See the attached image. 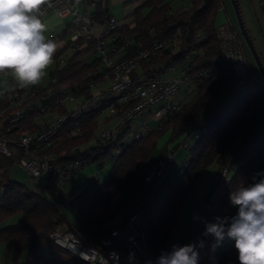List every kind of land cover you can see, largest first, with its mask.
I'll use <instances>...</instances> for the list:
<instances>
[{"label":"trees","instance_id":"obj_1","mask_svg":"<svg viewBox=\"0 0 264 264\" xmlns=\"http://www.w3.org/2000/svg\"><path fill=\"white\" fill-rule=\"evenodd\" d=\"M103 1L95 2L94 11L91 13L95 28L100 30L107 27L112 20ZM219 2L221 0H192L191 7L173 11L164 0H145L126 14L124 20L117 21L118 25L101 40L109 59H122L134 54L137 48H146L155 41L179 44V51L174 55L171 64L177 65L180 71L181 67L187 66L181 79L189 78L194 91L190 100L180 102L179 108L169 112L170 115L158 127L146 132L144 126H141L138 130L141 136L136 139L129 123L118 125L117 140L92 143L93 135L100 126L99 114L93 112L81 117L79 122L83 131L78 137L60 135L49 145H43L39 147L41 149L34 151L41 157L57 154L58 162L70 167L65 183L71 180L76 164H96L99 168L110 164V171L96 188L93 198L85 191L71 197L68 203L73 209L75 219L74 224L68 227L84 245H97L114 227V201L131 186L135 173L146 163L157 142L165 134L168 136L166 142L171 143L170 147L174 146L173 151L182 146L180 140L185 136H192L193 142L187 144V161L182 174L161 202L159 213L150 220L148 236L157 250H160L165 239L170 238L182 206L207 168L215 167L219 171L223 163L230 172L234 166L238 167L223 188L215 217L235 215L236 209L229 201L230 191L241 182L245 185L251 183L255 173L264 171V108L259 109L264 104V88L250 84L246 86V93L242 98L229 100L226 106L208 109L204 113L219 90L226 84L231 87L234 78L227 65L217 60L214 31ZM144 8H147L145 13L142 12ZM76 26L71 31L74 32ZM198 32L203 33L205 39L201 44L193 45V37ZM125 42L128 46L123 45ZM96 43L94 38H81L72 56L49 73L48 87L35 86L39 91L32 99L41 106L48 100L57 99L65 92L75 89L79 83L87 80L98 82L101 72L105 71L102 56L99 54V57L90 62L83 60L85 55L97 51ZM114 47L120 50L116 51ZM193 49L197 51V55L187 62L185 53ZM62 51L60 49L56 53V61ZM166 55L167 52H162L142 59L137 69L138 74H149L155 67L162 74L166 73L165 69L169 65ZM199 72H204L205 75L197 76ZM4 76L8 75L0 73V78ZM85 94L88 96L89 91H85ZM28 101L30 100L16 103L14 108H21ZM7 106V102L0 98V111L3 113L0 126L16 157L19 137L41 129L47 117L46 114H22V118L17 124H13L11 131H6V116L12 111ZM111 119L106 118L102 123H109ZM170 147L166 149L170 150ZM13 159L0 154V243L9 239L14 241L11 256L13 264L18 262L22 252L23 264L83 263L51 241L50 234L65 224V215L57 207V200L52 194L47 196L37 193L26 184L10 177L14 166ZM217 184L219 186L218 181ZM15 214L21 215L18 223L1 227ZM42 248H47V252L43 253ZM236 257L237 251L233 242L216 261L199 264H238Z\"/></svg>","mask_w":264,"mask_h":264},{"label":"built area","instance_id":"obj_2","mask_svg":"<svg viewBox=\"0 0 264 264\" xmlns=\"http://www.w3.org/2000/svg\"><path fill=\"white\" fill-rule=\"evenodd\" d=\"M73 0H51V6H45V15L54 12L59 18L72 16L70 5ZM258 5L264 9V0H259ZM185 7L184 9H186ZM217 11L224 12V6L221 2L217 4ZM75 33L71 36L69 45L73 51L79 46V40H88L94 38L97 40L96 50L102 56L105 71L101 72L100 80H87L79 83L75 89L65 92L61 97L48 100L41 106L38 101L33 100L39 89L36 87L16 88L15 91L9 89L1 98L7 102L8 108L12 109L6 116V131H11L13 124H17L22 118V114H46L47 121L41 129L33 133H25L19 137L17 141V156L9 150V139L4 135L0 126V154L8 158H14V164L21 168L28 175L34 187L31 190L37 193H44L50 196L49 187L58 190V182L64 184L67 181L70 167H65L63 163L58 162L57 154H50L41 157L35 154V150L39 147L47 145L52 139L60 135H69L73 138L81 134L80 119L86 114L97 113L100 119L106 118L116 119L117 124L111 127L98 128L92 139V143L103 141H115L119 136L116 126L131 123L139 119L145 112H151V107L166 101L165 104L159 106L155 112H151V118L158 122L161 118L167 116L171 111H175L180 106V101L171 104V98L175 96L180 88L183 79L173 75L177 69V65H172L174 55L179 51V44L170 41H155L146 48H137L135 53L130 54L122 59L107 58L101 40L111 30H113L118 22L111 20L107 27L102 28L98 32L95 31L93 18L85 13L80 14L77 18ZM70 32H73L70 30ZM215 38L217 41L218 57L217 60L223 61L233 74L232 89L240 91L246 86L253 84L264 87V81L256 76L249 67L246 53L239 41L238 35L234 32L230 22L224 21L215 27ZM205 39L203 33H196L193 37V45L201 44ZM125 42L123 45L128 46ZM116 51L120 48L114 47ZM167 52L166 73L172 75H163L155 67L153 72L138 74L139 63L142 59H148L155 54ZM202 54V53H201ZM197 55V51L189 50L185 53V60L192 61ZM64 60H60L58 64L62 66ZM187 66L181 67V72ZM205 75L199 72L197 76ZM8 79L10 76L8 75ZM187 80V78H185ZM191 83V80L188 79ZM105 84H107L105 86ZM100 85V87H99ZM12 88V87H11ZM89 88V89H87ZM96 88L97 91L94 92ZM85 91H89V95L85 96ZM189 93H193V89H188ZM85 94V95H84ZM33 98V99H32ZM28 101L23 107L14 108L16 103ZM66 102H71V107H66ZM27 109V110H25ZM33 113H32V112ZM0 111V117H2ZM153 115V116H152ZM144 131L150 130V125L146 124ZM141 136L140 131L134 132V138ZM197 138V136H196ZM173 155L170 150L161 153L159 159L148 170L144 181L151 182L163 174L172 161ZM83 167L76 164V171ZM74 174V173H73ZM221 180H227L226 171L222 169L219 176ZM216 177L218 180L219 178ZM94 181H99L98 176L93 175ZM56 185V186H55ZM225 185V184H224ZM2 188L0 187V192ZM56 196H59L55 192ZM207 209V207H206ZM210 222L208 217L203 219V223ZM205 230V227H204ZM204 230L197 233L192 244H196L200 255V262H203L209 256L214 255L223 244L212 250L214 238L212 236L202 235ZM51 241L57 246L67 250L72 255L80 259L86 264H145L146 261H155L162 250H170L171 245H185L182 241L165 239L160 250H157L150 242L149 236L141 230L137 224L135 213H130L126 217L118 220L117 225L105 234L95 246H86L78 238L69 232L59 233L54 231L50 234ZM203 241V247H199Z\"/></svg>","mask_w":264,"mask_h":264},{"label":"clouds","instance_id":"obj_3","mask_svg":"<svg viewBox=\"0 0 264 264\" xmlns=\"http://www.w3.org/2000/svg\"><path fill=\"white\" fill-rule=\"evenodd\" d=\"M45 6L50 7L51 0H0V73L9 75L21 89L39 85L63 48V41L45 35ZM229 201L236 209L235 215L205 222L202 235L214 238L213 251L225 239L234 241L238 264H264V171L255 173L247 185L237 184L229 193ZM197 247L192 243L173 244L155 261L145 264H199ZM199 247H203V241Z\"/></svg>","mask_w":264,"mask_h":264},{"label":"rangeland","instance_id":"obj_4","mask_svg":"<svg viewBox=\"0 0 264 264\" xmlns=\"http://www.w3.org/2000/svg\"><path fill=\"white\" fill-rule=\"evenodd\" d=\"M76 1L81 2L82 0H76ZM97 1L98 0H93L94 3ZM126 1L125 0H104L103 2H104V5L107 6V9H108L110 16L113 17V19H115L116 21L121 22L122 20H124L125 12L132 9L134 7V5H136L140 0L136 1V2L134 0H126ZM167 1L172 4L173 10L181 7V5L184 6L185 3L188 4L190 2V0H185V2H183L184 0H167ZM222 1H223V5H224V12H220V13L217 12L219 14V19L222 16L221 21L219 23H222V21L224 20L223 17L228 18V21L231 23L234 32L238 35L239 41L243 46V49L246 53V56H247V59L249 62L250 69L253 71V73H255V75H259L258 68L256 67V65L253 61L251 53L249 52L247 46L244 43L243 38L240 35L238 20H237V16H236V13H235V10L233 7V3L231 0H222ZM236 1L238 3L239 9H240V14H241L242 20L244 22V26L246 28L245 20H246L247 16L249 18L252 15L251 9H249L247 11L244 10V8H242V6L240 5V2L238 0H236ZM146 9L147 8H144V10L142 12H145ZM93 11H94V7H88L87 11L84 13L87 15H90ZM79 12L83 13L82 10ZM58 20L60 21V23L57 26L53 27L52 32L47 31L45 33V35L48 38L51 36V34L55 35L56 37L59 35L61 36L63 34L62 31L63 30L65 31L66 29L69 28V25L74 23V19L72 17L59 18ZM74 33L75 32H68L66 35L64 34L60 38V40L63 41V44L64 45L66 44V47L61 52L57 61L54 59L53 63L49 66V68L47 69V74L42 79L41 83L39 84V87L47 88L49 85V75H50L49 73H50V71H53L56 68V66L58 65V62L61 59L66 61L72 56L74 51H73L72 47L69 45V42L71 41V39H72L71 36ZM54 40L59 41L58 39H54ZM252 42L254 44V47H255L257 53L259 54L260 50H259V48H257L256 42H254V40H252ZM259 56H260V54H259ZM97 57H99V53L97 51L96 52L92 51L89 54L85 55L83 57V60L85 62H90V61H93ZM260 60H261L262 65H264V61H262L261 57H260ZM163 75H168V74L164 73ZM9 84H10V82H9L8 76H4V78L0 82V87H2V89H3L4 86H8ZM105 86H106V84H105ZM193 87L194 86L192 84H189L187 81L182 80L181 88H180L179 92L175 96H173L170 100L171 104L176 103V101H181V102L189 101L191 98V93H187V89L188 88L192 89ZM245 93H246L245 89H241L240 91H234L229 85L226 84L225 86H223L219 90L217 95L212 99L210 106L206 110H204V113L207 112L208 109H214V108L216 109V108H221L223 106H226L227 105L226 103L229 100H237L239 98H242L245 95ZM165 103H166V101L154 105L153 107H151V111L153 112V110H155L156 108H158L159 106H161ZM72 105L73 104L71 102H66V107H71ZM262 108H264V104H261L259 107V109H262ZM167 115H170V114H167ZM149 118H151V115L149 116V114L145 113L139 119L131 122L129 125L131 128V131L135 132V131H138L139 128H141V126H147L146 124H148V123H143V121L149 122V124H148V125H150L149 131L154 130L156 127L159 126V124L162 120L167 118V116L164 118H161L159 120V122L149 121ZM99 120H100L99 128H102L105 126L111 127V126H115L117 124L116 119H114V118H112L111 121L109 123H106V124L102 123L103 119H99ZM82 131H83V128L81 126V134H82ZM166 136H167V134L163 135L160 138V140L157 142V146L155 147L154 151L151 153L150 157L148 158V160L146 161L144 166H146L150 162L151 158L155 155V153H157V151L159 149L163 150L167 146V145L164 146L165 145L164 143H166V140H167ZM71 138H73V137H71ZM187 139H189V140L187 141ZM192 140H193L192 136H189V138H188V136H185L183 138V140H180L182 146H180V148L178 150L184 151V154H185L187 144H191L193 142ZM50 142L47 145H49ZM173 147L174 146L170 147V151L172 152V155H173V149H172ZM9 150L11 151L10 148H9ZM165 150H167V149H165ZM165 150H163V151H165ZM161 153H160L159 157L161 156ZM159 157L157 158V160L159 159ZM182 159H184V158H182ZM185 162H186V160H185ZM220 163H221V161H220ZM220 168L221 169L218 171L214 167V169H216L215 177L219 176L222 169H225V171H226V177H227L226 181L221 180L219 177H218L219 180L216 178L218 183H219L218 188H220L223 192V188L225 187L224 184H226L228 182L229 178H231L235 174L238 167L234 166L229 172V168H227L226 165L221 163ZM109 171H110V164H106L102 168H99L96 164H89V165L83 166L80 169H78V171L73 175V177L70 181H68L64 184H60L58 182L57 187L60 188L59 190H61V191L63 190V193H61V191H58V190L54 191L52 187L48 188L47 192L51 191V194L55 195L56 200H57L56 201L57 207L59 208V210H62V212L64 213L65 218H66L65 224L60 227L61 229L56 230V231H58L59 233L69 232L73 236H75L73 233V230H70L68 227L69 225H73L75 222L73 209L68 204L70 197L72 195H74V196L78 195L80 192L87 191L89 197L93 198L95 191H96V188L102 184L105 177H107ZM95 174L98 176L99 181L92 180V177ZM10 177L15 178L19 182L27 184L28 187H34V183L31 182V180L29 179V177L25 173V171H23L21 168H19L16 164H14L13 168L10 171ZM179 177L175 180V182H171L167 186V192L165 194H160V191L158 193L155 192L156 187H157V184L155 182L157 179L152 183L151 186H148V187H143V185H138L137 183H133L130 186V188L127 191H125L122 195H120L113 203V210H114V213L116 215L113 226L115 227L117 225V222L120 218L128 215L130 212L135 211L138 226L147 235L150 234L149 229H148V219L147 218H149V217L152 218L154 214L157 215L159 213L158 208L160 207L161 202L165 199V197L167 196V193H169V190L173 186V184H175L178 181ZM216 187H217V185L215 184V186H213L211 188L209 195L212 194V192L214 191V188H216ZM55 192H57L59 194V196H56ZM188 200H193L192 195H190ZM194 200H195V202H197V199H194ZM191 202H194V201H191ZM194 204L196 205V203H194ZM204 206L205 205H203L202 208H200V210H199V213L201 214V216L199 217V219L196 220V225L193 223L187 224L188 220L186 223L184 222V220L182 219V216L184 214V211H183L182 216L180 217L181 219H180L178 226L175 227V229L173 230L172 237H174V238L177 237V234L180 232L181 233H189L195 229L193 227L197 228L198 226H200L199 229L201 227H205V223H203V219L205 217H208L210 222H214L213 217H215V216L211 215L212 214L211 209L208 210V205H206L207 209ZM139 209H141V210H139ZM208 213H210V215ZM20 218H21L20 214L12 215L3 224L7 225V224L18 223ZM178 219H179V216H178ZM233 242L234 241L229 240V239L226 240L224 242L223 246L214 255L209 256L204 261L206 263H212V262L216 261L225 251H227V249L230 247V245H232ZM42 252L46 253L47 248H42ZM213 257L215 258L214 261L212 259ZM22 262H23V260L20 259L18 264H22ZM80 264H86V263H80Z\"/></svg>","mask_w":264,"mask_h":264},{"label":"crops","instance_id":"obj_5","mask_svg":"<svg viewBox=\"0 0 264 264\" xmlns=\"http://www.w3.org/2000/svg\"><path fill=\"white\" fill-rule=\"evenodd\" d=\"M134 1L136 2V1H139V0H134ZM140 1L136 5H134V7L132 9H130L129 11L125 12L124 16L126 14H129L134 8L140 6L141 3H143L145 0H142L141 2ZM164 1L173 10L172 4L170 2H168L167 0H164ZM238 1L240 2V5L242 6V8H244V10L247 11V10L251 9V14L252 15L249 18L247 16V18L245 20L246 29L248 30V33L250 34V37L252 38V40H254V42H256V46L260 50L259 51L260 52L259 53L260 57H261L262 61H264V9L260 8V6L258 5V1L259 0H238ZM183 2H185V0ZM221 3L223 4L222 0H221ZM94 6H95V4H94L93 0H82L81 2H77L76 0H73L71 5H70V8L72 10V14L73 15L70 16V17H72L74 19V23L69 25V28L67 27L68 28V29H66L67 31L63 30L62 31V33H63L62 35H64V34L66 35L68 32H70L71 29L74 28V26L77 24V18L79 17L80 14H83L84 12H86L88 7H94ZM191 6H192V0H190V2L188 4L185 3L184 6L181 5V7L177 8V9H175L173 11H177V10L179 11L182 8L191 7ZM81 10H82L83 13L79 12ZM221 18H222V16H221ZM221 18L219 19V14L217 13V16H216V19H215V21H216L215 24H219V22L221 21ZM223 18H224V20L222 22L228 20L227 17H223ZM42 19L44 20L45 23H47L49 32H52L53 27L57 26L60 23V21L58 20L59 19L58 16L54 12L47 13ZM112 19H113V17H112ZM99 30H100V28H98V29L95 28L96 32H98ZM62 35L61 36L60 35L57 36L58 37L57 38L55 35L51 34V36L49 38L53 39V40L54 39H58L59 41H62V40H60ZM65 47H66V44L65 45L63 44V48L61 50H63ZM112 58L116 59V57H112ZM247 61H248V59H247ZM167 74L168 75H172V73H167ZM173 75H176V76H178L180 78L183 77V74H182V72L180 70H176L175 73H173ZM256 76H258L261 79L260 75H256ZM3 78L4 77L0 78V82L2 81ZM184 81H187L189 84H192L186 79ZM9 82H10V84H9L10 86L9 85L8 86H4L3 89H2V87H0V91L1 92H7L13 86H15L16 88H19L18 84H16V82H14L11 77L9 79ZM31 87H35V86H31ZM37 87H39V85H37ZM99 87H100V85H99ZM97 89L98 88H96L93 91L96 92ZM188 89H187V93H189ZM192 89L194 91V87ZM156 110H157V108L155 110H153V112H155ZM151 112H145V113L149 114V116H150ZM149 121H154V120L152 118H149ZM143 123H148L149 124V122H144V121H143ZM166 137L168 138V136H166ZM164 144H165L164 146H166V145L167 146L163 150H165L168 146L170 147V145H171V143H167V142L164 143ZM178 149H175L173 151L172 162L170 163L168 168H166L163 171V174L161 176L157 177V178H154L151 182L146 183L144 181V178H145L148 170L151 168V166L154 164V162L159 157L160 153L163 151L162 149H159L157 151V153H155V155L151 158L150 162L146 166L143 165L140 168V170L135 173V176H134L132 184L133 183H137L138 185H143V187H148V186H151L152 183L157 179L156 182H155L157 184L155 192L158 193L160 191V194H165L167 192V186L171 182H175V180L182 174L184 166H185V163H186L185 160L187 161V153L185 152V154H184V151H181V150L179 151ZM182 158H184V159H182ZM77 171H75V173ZM215 174H216V169H214L213 167H209L200 175V177L198 178V180L196 181L194 187L191 190V195H192L193 200H187L184 203V205L182 206V208H181V210H180V212L178 214L179 219L177 220V223L175 224L174 229H175V227L178 226V224L180 222V219H181L180 217L182 216V212L183 211H184V214L182 216V219L184 220L185 223L188 220L187 224L193 223V224L196 225V220L197 219H195L194 217H196V216L200 217L201 216V214L199 213V210H200V208H202L203 205H205L204 207H206V205H208V210L211 209V211H212L211 215L216 216V214L218 213V210H219V203H220V199H221V196H222V190L220 188H218L217 179L215 177ZM73 175L71 176V179H72ZM92 180H93V177H92ZM215 184L217 185V187L214 188V191L212 192V194L209 195V192H210L211 188L213 186H215ZM173 186H174V184H173ZM171 188H170V190H171ZM170 190H169V192H170ZM83 192H85V191H83ZM83 192H80V193H83ZM61 193H63V190H62ZM50 194H51V191H50ZM53 196L55 197V195H53ZM73 196L74 195H72L71 197H73ZM71 197H70V199H71ZM194 199H197V202H195ZM191 201H194V202H191ZM194 203H196V205ZM139 210H141V209H139ZM208 214L210 215V213H208ZM155 216L156 215L154 214L152 218H154ZM152 218H150V217L147 218L148 219V229H149L150 220ZM4 225L5 224H2L1 227H3ZM7 225H10V224H7ZM199 227L200 226H198L197 228L193 227L195 229L193 231L189 232V233H181L180 232V233L177 234V237H175V238L172 237V234H171L170 238L172 240L182 241L184 244L192 243L194 238L196 237L197 233L199 232V230L201 231V233L204 230V227H201L200 229H199ZM59 229H61V228H59ZM13 246H14V241L12 239H9L7 241H4V242L0 243V264H13L12 259H11L12 258L11 256H12ZM21 255L19 257V260L20 259L23 260V254H21ZM19 260H18V262L16 264L19 263ZM204 262L205 261H203V263ZM22 264H23V262H22Z\"/></svg>","mask_w":264,"mask_h":264},{"label":"water","instance_id":"obj_6","mask_svg":"<svg viewBox=\"0 0 264 264\" xmlns=\"http://www.w3.org/2000/svg\"><path fill=\"white\" fill-rule=\"evenodd\" d=\"M231 1L233 3V7H234V10H235V13L237 16L240 35L243 38L244 43L247 46L249 52L251 53V56L253 58V61L256 65V67L258 68V72H259V75H260L262 81H264V65H262L261 60H260V56L254 47V44H253L252 39L250 37V34L248 33V30L244 26V22L242 20L241 14H240V9H239L237 1L236 0H231Z\"/></svg>","mask_w":264,"mask_h":264},{"label":"bare ground","instance_id":"obj_7","mask_svg":"<svg viewBox=\"0 0 264 264\" xmlns=\"http://www.w3.org/2000/svg\"><path fill=\"white\" fill-rule=\"evenodd\" d=\"M251 85H253V84H251ZM254 86H256V85H254ZM259 87L264 88V87H262V86H259Z\"/></svg>","mask_w":264,"mask_h":264}]
</instances>
